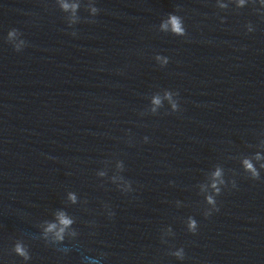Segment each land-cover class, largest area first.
I'll return each instance as SVG.
<instances>
[{
    "label": "clouds",
    "instance_id": "obj_1",
    "mask_svg": "<svg viewBox=\"0 0 264 264\" xmlns=\"http://www.w3.org/2000/svg\"><path fill=\"white\" fill-rule=\"evenodd\" d=\"M55 5L59 10L65 14V21L68 28L74 29V26L81 23L82 18L79 15L82 7V0H55ZM230 6H234L235 10L244 9L251 6L252 12L264 20V0H215V7L221 12H227L230 10ZM84 10L89 13L87 18H84L87 23H95V17L100 13L101 9L96 6V0H86L83 4ZM182 11L180 5L176 6L174 12L168 13L156 30L160 33L171 34L176 37H187V29L184 23L183 16L178 13ZM221 23L225 22L226 17H220ZM247 33H252L256 30L255 26L248 22L244 25ZM70 35L77 37L78 33L76 30L70 32ZM6 43L10 44L14 51L22 52L28 47V42L23 38V33L16 28H12L7 32L5 38ZM155 61L160 67H165L169 63V58L160 54L155 55ZM165 102L169 106L170 112L165 114L177 113L181 111L179 92L169 89H164L151 94L149 97L148 106L139 113L141 117L147 115H158L160 110L165 107ZM264 137V134H261ZM129 146L134 145V139L130 134L126 141ZM144 143H149L150 138L148 136L143 137ZM249 147H255L257 150L251 155H242L239 158L241 168L246 174L247 178L257 181L261 179V171L264 170V138H261L256 145H249ZM112 161H104L105 168L98 170L97 177L103 179L107 178L108 181L115 185L117 190L122 194H130L135 191L133 188V182L127 179L123 173L125 171V164L123 160H115L114 171L111 176L108 175V165ZM235 175V173H233ZM225 169L222 165H214L213 168L205 173V179L199 183L196 187L198 188V194L204 198V208L202 215L205 218H210L214 213L220 211L217 197H219L225 189H236L237 182L233 179H226ZM170 184L174 182L170 181ZM103 186V185H101ZM81 205L84 210L87 211L86 205L88 204L87 199L81 200L79 195L74 191H68L65 198V207L57 208L52 211L51 219H45L38 223L39 235H32V239L42 240L46 246L54 247L56 251L67 255L71 249L64 246V242L67 240L71 242L73 247L79 246L80 231L74 226L77 223L76 217L69 214L67 211L68 206ZM177 208L183 207L182 201H175ZM102 214L105 215L109 220L115 218V211L112 206L108 203L102 205ZM88 227L95 229L97 224L94 220L87 222ZM186 231L192 235H196L199 231V222L194 216H187L184 221ZM89 235H96L95 231H91ZM176 235L171 225L164 227L160 230V243L169 245L167 255L174 257L178 261H184L186 258V252L183 246L174 247L169 244V240L174 238ZM11 253L22 259L24 264H28L32 259L29 245L25 243L24 239L18 238L14 241ZM107 253L100 252L94 258L84 257L82 264H102L103 260L107 258Z\"/></svg>",
    "mask_w": 264,
    "mask_h": 264
}]
</instances>
